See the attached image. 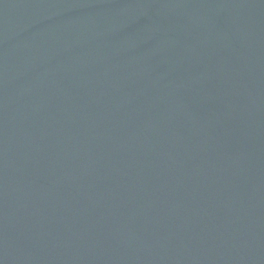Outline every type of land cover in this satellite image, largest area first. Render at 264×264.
<instances>
[{
	"label": "water",
	"instance_id": "water-1",
	"mask_svg": "<svg viewBox=\"0 0 264 264\" xmlns=\"http://www.w3.org/2000/svg\"><path fill=\"white\" fill-rule=\"evenodd\" d=\"M0 264H264V0H0Z\"/></svg>",
	"mask_w": 264,
	"mask_h": 264
}]
</instances>
